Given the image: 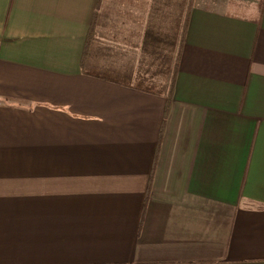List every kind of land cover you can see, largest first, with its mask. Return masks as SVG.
Instances as JSON below:
<instances>
[{
    "label": "crops",
    "instance_id": "1",
    "mask_svg": "<svg viewBox=\"0 0 264 264\" xmlns=\"http://www.w3.org/2000/svg\"><path fill=\"white\" fill-rule=\"evenodd\" d=\"M0 264H264V0H0Z\"/></svg>",
    "mask_w": 264,
    "mask_h": 264
},
{
    "label": "trees",
    "instance_id": "2",
    "mask_svg": "<svg viewBox=\"0 0 264 264\" xmlns=\"http://www.w3.org/2000/svg\"><path fill=\"white\" fill-rule=\"evenodd\" d=\"M188 18H189V15H187V17L185 19V28H184V31L182 32V36H181V39L179 41V44L176 47L177 49H176V55H175V59H174V62H175V64H174V68L175 69L174 70L176 72L175 75H174L173 71H167V69H166L168 65H170V67H171V64H166L165 68H162L163 67V63H161L162 64L161 65L162 66L161 69H159V72H156L154 75H150V74L136 75L135 80H136V82L138 84V88L139 89L145 90L147 92L161 91V90H163V89H165L167 87V84L165 86V84L157 82L156 78L158 76H160V75L163 76L164 78L166 76H168V75H171V79H170V82H169V85H168V88L170 89L169 90V99H170V97L173 94V87H174V83H175V80H176V74H177V71H178V65H179V61H180V57H181L182 46H183V43H184V34H185V29H186V25H187V22H188ZM94 26H95V24L93 23V25H92V27L90 29L88 38H87V43H86L87 51H88V47L92 44L93 39H95V36H96L95 35L96 32H95ZM86 49H85V56H86ZM87 55H88V53H87ZM156 58L158 60L162 61L163 60L162 53L159 54V56H157ZM81 67L83 68V70L86 68V64L84 63V57H83V60L81 62ZM85 70H87V69H85ZM96 75H100V74H96ZM100 76H102V75H100ZM107 76H109V75H107ZM131 77H133V76L130 75V78ZM110 80L113 81V82H121L120 80H116V79H110ZM169 109H170V102H168V104H167V108H166V113L167 114H168Z\"/></svg>",
    "mask_w": 264,
    "mask_h": 264
},
{
    "label": "rangeland",
    "instance_id": "3",
    "mask_svg": "<svg viewBox=\"0 0 264 264\" xmlns=\"http://www.w3.org/2000/svg\"><path fill=\"white\" fill-rule=\"evenodd\" d=\"M175 35L176 33H172L171 36H170V44H169V48H166V49H162L161 53L165 52L164 54L162 53L163 55V67L162 68H165L167 62L169 59L172 58V55H173V51H175V48H174V43H175ZM103 52V50H101V53ZM174 56V55H173ZM162 65V64H161ZM88 71L90 72H93V73H96V74H100L102 76H107V75H111L112 77H116L118 78L120 81H123V82H131V79L127 78L126 76H122V75H116V74H106L103 70H101L99 67H96V68H88ZM161 79L160 80H164L163 76H159Z\"/></svg>",
    "mask_w": 264,
    "mask_h": 264
}]
</instances>
